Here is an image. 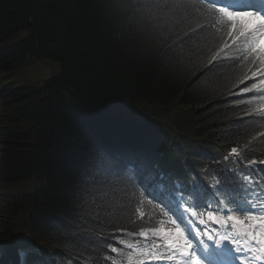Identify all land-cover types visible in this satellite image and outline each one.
<instances>
[{"label":"trees","instance_id":"trees-1","mask_svg":"<svg viewBox=\"0 0 264 264\" xmlns=\"http://www.w3.org/2000/svg\"><path fill=\"white\" fill-rule=\"evenodd\" d=\"M210 19L193 14L161 34L155 21L113 15L104 0H0V184L37 185L0 193V238L13 242L2 264L16 263L26 240L51 250L56 264L166 257L154 238L145 240L144 257H126L136 256L133 249L112 254L109 245L170 226L167 200L192 208L196 218L185 221L209 232L217 227L207 217L219 213L214 197L231 208L242 199L259 217L264 87L252 72L262 68L249 54L251 38L234 42L226 20L196 27ZM221 49L236 63L213 60ZM44 59L57 72L41 84L3 81ZM253 84L259 90L241 91ZM98 148L146 157L171 182L154 184L150 196L138 181L92 173Z\"/></svg>","mask_w":264,"mask_h":264},{"label":"snow or ice","instance_id":"snow-or-ice-1","mask_svg":"<svg viewBox=\"0 0 264 264\" xmlns=\"http://www.w3.org/2000/svg\"><path fill=\"white\" fill-rule=\"evenodd\" d=\"M104 2L113 15L124 13L131 15L137 22L155 21L156 23L151 26L158 28L161 34H163L165 27L170 30L174 25L193 14L211 17L208 24H197L196 27L202 31L205 28L214 29L217 23H223L226 20L231 25L228 36L234 42L241 39L247 41L251 38L252 47L249 54H255L259 57L260 66L264 69V0H104ZM224 47L227 48L229 45L225 43ZM218 58L222 63H236V58L229 57L223 49L217 56L213 57V60ZM247 58V55L242 56L244 60H247ZM253 63H255V58ZM257 75L264 76V72L260 70L252 72V76ZM248 78L250 77L245 76V79ZM259 86L264 87V79L259 81ZM252 90H259L258 85L253 84L251 88H244L241 91L248 92ZM232 152L236 153V149H232ZM251 163L254 164L256 161H251ZM260 163H264V160ZM88 170L92 173H102L106 177L118 178L123 183L138 181L143 185L145 191L151 189L154 184L171 182L170 177L162 174L159 167L150 159L135 153H115L104 148H98L94 151L89 161ZM148 195L152 196L153 192L148 191ZM141 216H143V213H141ZM207 217L208 220L216 221L219 224H224L226 220H230L234 222V227L237 225L247 227L243 219L234 215L225 218L222 216L217 217L213 212H208ZM179 219L181 224L184 223L182 218ZM247 219L253 222L257 221L254 216H249ZM259 221L264 223V217H260ZM171 222L175 225L174 228L160 227L152 231L155 235L162 236L169 248L179 250L182 255L188 256V250L192 246L191 242L188 241L180 224H177L176 220ZM200 222L205 223L203 219ZM141 235L147 236V232L142 231ZM249 235L251 236V233ZM227 238L221 237V239ZM252 238L258 239L259 233ZM209 239H212V237L209 236ZM261 242L264 243V241ZM12 243V241H3L0 238V258L4 256L8 246ZM216 243L220 244V240H217ZM203 250L208 264H220L226 258L223 249L212 250L205 246ZM112 251L115 252L116 249L112 248ZM20 255L25 257L23 264H52L51 258L38 246L27 249L21 252ZM172 258L169 257V259ZM191 259L192 264H198L195 253H192ZM0 264H2V260H0Z\"/></svg>","mask_w":264,"mask_h":264},{"label":"rangeland","instance_id":"rangeland-1","mask_svg":"<svg viewBox=\"0 0 264 264\" xmlns=\"http://www.w3.org/2000/svg\"><path fill=\"white\" fill-rule=\"evenodd\" d=\"M34 69L30 72H27L23 75H16L13 77L14 82L20 83V82H26L31 84H41L45 79L53 76L57 72V66L54 62H52L50 59H44V60H37L35 61ZM30 70V69H29ZM37 185L35 183H32L27 180H21L15 183H6V184H0V193L1 194H10V195H19V194H26L30 193ZM183 229V228H182ZM185 231V229H184ZM191 235L190 237H187V233H185L188 241L193 243H198V237L199 233L195 231L194 229H190ZM150 234L155 235L153 232H148ZM164 240L162 236L155 235ZM195 237V240H193L191 237ZM212 239H208L210 243L207 245H203L204 247L201 248H190L188 250L189 252V261H185L183 259V255L179 252V250H175L179 254L178 257H175L174 260L166 262L164 264H192V253H195V256L198 260V264L203 263V255L205 254L204 248L207 246L209 249L213 250H219L223 249L224 247H228L231 250L232 255L235 257L236 260H238L236 252L237 253H245L246 257L248 258L249 262L251 264H264V243H261L260 246H257L256 244L252 243L249 240L239 241L240 238L231 237L228 233L224 231H217L213 236H211ZM221 237H228L227 239H221ZM220 240V244H217L216 241ZM246 242V243H245ZM262 253V254H261ZM199 259L201 261H199Z\"/></svg>","mask_w":264,"mask_h":264},{"label":"bare ground","instance_id":"bare-ground-1","mask_svg":"<svg viewBox=\"0 0 264 264\" xmlns=\"http://www.w3.org/2000/svg\"><path fill=\"white\" fill-rule=\"evenodd\" d=\"M186 218H184V220H185ZM262 254V253H261Z\"/></svg>","mask_w":264,"mask_h":264}]
</instances>
